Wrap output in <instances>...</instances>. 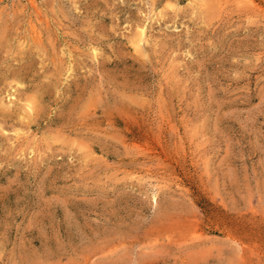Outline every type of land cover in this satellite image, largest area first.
<instances>
[{"label": "rangeland", "instance_id": "1", "mask_svg": "<svg viewBox=\"0 0 264 264\" xmlns=\"http://www.w3.org/2000/svg\"><path fill=\"white\" fill-rule=\"evenodd\" d=\"M0 264H264V0H0Z\"/></svg>", "mask_w": 264, "mask_h": 264}, {"label": "bare ground", "instance_id": "2", "mask_svg": "<svg viewBox=\"0 0 264 264\" xmlns=\"http://www.w3.org/2000/svg\"><path fill=\"white\" fill-rule=\"evenodd\" d=\"M137 34H138V37L135 39V41H134V45H135V47H136V49L137 50H139V51H142L143 52V50H142V45H141V42L145 39V30H140L139 32H137ZM26 102V101H25ZM34 105L36 106V104L34 103ZM25 107H26V113H27V115L26 116H28V117H30V115L31 114H33L34 113V106H33V103H32V101H27V103L25 104ZM37 109V108H36ZM36 111V110H35ZM25 113V114H26ZM24 115V114H23Z\"/></svg>", "mask_w": 264, "mask_h": 264}]
</instances>
